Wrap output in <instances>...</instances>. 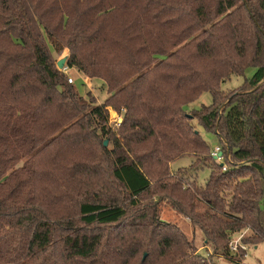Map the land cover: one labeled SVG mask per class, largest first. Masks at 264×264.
Listing matches in <instances>:
<instances>
[{
    "label": "trees",
    "instance_id": "1",
    "mask_svg": "<svg viewBox=\"0 0 264 264\" xmlns=\"http://www.w3.org/2000/svg\"><path fill=\"white\" fill-rule=\"evenodd\" d=\"M48 43L103 81V103ZM249 67L248 92L216 105ZM109 107L125 111L118 129ZM161 201L214 255L234 259L244 231L264 243V0H0V264H214L159 219Z\"/></svg>",
    "mask_w": 264,
    "mask_h": 264
},
{
    "label": "rangeland",
    "instance_id": "2",
    "mask_svg": "<svg viewBox=\"0 0 264 264\" xmlns=\"http://www.w3.org/2000/svg\"><path fill=\"white\" fill-rule=\"evenodd\" d=\"M49 50L51 52V56L53 62L57 64L59 61L64 60V73L67 77V80H72V84L75 85L76 90L82 97H86L87 94H90L94 101L97 104H101L107 99V88L103 81L96 79V78H88L82 73L78 72L76 69H68L66 68V62L69 58V51L64 48L61 51H55L48 43ZM57 67V66H56ZM58 69V68H57ZM255 68L249 67L245 69L244 74L241 76H231L228 80L220 84L217 88L219 92V99L216 102L218 104H226L228 100L234 94H238L241 92H248L246 85L242 88H239L245 81L250 80L255 72ZM212 103V97L209 93H203L193 104L189 105L186 108V113L189 117H193L195 113L190 110H200L204 106H210ZM120 110H115L114 107L108 108V115H109V127L112 129H118L119 125L122 122L124 109L119 108ZM192 125L194 129H196L201 137L205 140L208 144L209 149L212 153H214L215 149H220V142L218 137H216L212 133H208L201 125H199L196 120L192 121ZM108 146V142H107ZM87 154V152H85ZM217 163H223L221 159H215ZM190 164V158H183L178 160L174 164L171 165V171L175 172V169L178 167H188ZM193 175V172H189ZM209 170L203 169L198 171V175L196 176V183L198 185H204L206 179L208 178ZM157 212L159 219L169 224H173L177 226L186 236V239L191 242V244L196 249V254L200 255L201 257L205 258L208 262H213L214 264H264V243H260L257 246H253L252 244H244L246 246L247 251L240 252L236 255H230L234 257V259L223 258L217 255H214L211 247L209 245H205L203 242V237L198 230H195L190 222L184 218L181 214H179L172 205L167 201H161L157 204ZM132 213L131 210L128 211V214ZM243 237H249L250 232L244 231ZM236 238V235L232 237L230 242ZM229 242V245H230ZM247 254V256H246ZM246 256V258H245ZM237 259V262L235 261Z\"/></svg>",
    "mask_w": 264,
    "mask_h": 264
},
{
    "label": "built area",
    "instance_id": "3",
    "mask_svg": "<svg viewBox=\"0 0 264 264\" xmlns=\"http://www.w3.org/2000/svg\"><path fill=\"white\" fill-rule=\"evenodd\" d=\"M68 83H72V80L69 79ZM218 154H219V149L216 148L212 155L214 157H217ZM217 159H221V158H217ZM242 238H243V233L236 234V238L230 242L229 251L231 255L239 254L240 251L242 252L247 251L246 246L241 242Z\"/></svg>",
    "mask_w": 264,
    "mask_h": 264
},
{
    "label": "water",
    "instance_id": "4",
    "mask_svg": "<svg viewBox=\"0 0 264 264\" xmlns=\"http://www.w3.org/2000/svg\"><path fill=\"white\" fill-rule=\"evenodd\" d=\"M64 64H65V61H64V60H61V61H59V62L56 64V66H57V68H58L59 70H64ZM106 145H107V141L104 142V146H106ZM213 158H215V159H217V158H221L220 153L218 154L217 157H214V156H213Z\"/></svg>",
    "mask_w": 264,
    "mask_h": 264
},
{
    "label": "crops",
    "instance_id": "5",
    "mask_svg": "<svg viewBox=\"0 0 264 264\" xmlns=\"http://www.w3.org/2000/svg\"><path fill=\"white\" fill-rule=\"evenodd\" d=\"M246 256H247V254H246ZM246 256H245V258H246ZM233 257V256H232Z\"/></svg>",
    "mask_w": 264,
    "mask_h": 264
}]
</instances>
